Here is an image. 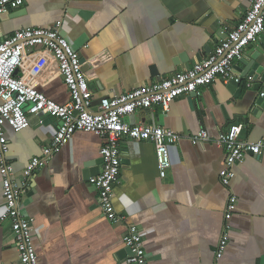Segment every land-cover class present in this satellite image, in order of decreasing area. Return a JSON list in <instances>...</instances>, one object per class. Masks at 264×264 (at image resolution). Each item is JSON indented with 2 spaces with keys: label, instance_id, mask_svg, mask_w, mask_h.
<instances>
[{
  "label": "crops",
  "instance_id": "obj_1",
  "mask_svg": "<svg viewBox=\"0 0 264 264\" xmlns=\"http://www.w3.org/2000/svg\"><path fill=\"white\" fill-rule=\"evenodd\" d=\"M249 8L250 0H28L0 19V40L61 22L71 47L91 66L86 74L97 108L100 99L119 97L207 59ZM245 59L264 67V34L235 66L245 70ZM17 76L59 105L70 102L57 59L44 47L24 51ZM253 109L217 79L200 95L175 99L168 112L153 106L128 116L133 125H160L182 139L170 147L166 179L159 175L153 143L122 141L114 204L125 224H113L103 214L90 183L102 173V139L77 132L35 172L20 202L32 221L38 264H126L128 224L142 230L147 264H264V157L248 155L237 165L229 190L220 179L226 153L215 143L234 124L243 126L241 139H264V110L255 115ZM50 118L31 116L29 128L19 133L6 126L7 161L20 186L28 163L42 157L56 135L59 121ZM202 129L211 141L194 145L190 138ZM92 161L94 168L84 167ZM2 180L0 174V264H20L11 223L1 220ZM231 191L238 206L227 219ZM224 232L228 246L216 261Z\"/></svg>",
  "mask_w": 264,
  "mask_h": 264
},
{
  "label": "built area",
  "instance_id": "obj_2",
  "mask_svg": "<svg viewBox=\"0 0 264 264\" xmlns=\"http://www.w3.org/2000/svg\"><path fill=\"white\" fill-rule=\"evenodd\" d=\"M27 1L0 0V15L19 10ZM263 34L264 0H250V8L241 22L227 33L226 39L207 59L167 79L144 85L119 97L104 99L96 112L92 108L93 94L89 77L83 71L81 56L63 34L61 22L53 28H25L1 39L0 174L6 201L1 220L11 223L20 264H38L32 221L20 207L22 196L35 172L43 169L48 160L59 153L77 132L93 133L102 139V173L91 178L90 183L98 191L99 207L103 214L113 224H125L126 217L116 210L114 204L115 188L121 183L122 141L131 139L153 143L159 175L161 179H166L172 167L170 147L182 139L180 134L160 125H133L127 121V117L139 109H150L153 106H159L164 112H168L175 99L190 94L200 95L203 87L211 85L217 79H222L226 84L235 81L246 89L253 88V77L236 74L234 66L236 61L242 59L246 48ZM37 46L48 49L57 59L60 75L70 94L68 104H57L17 76L24 51ZM38 115L58 119V129L52 143L44 149L43 156L28 163L23 171L24 183L20 186L15 180L14 167L7 161L9 148L6 126L17 133L22 132L29 128L30 117ZM242 130V125L234 124L215 140L226 153L220 179L229 190L237 165L244 163L248 155L264 157V139L256 142L241 139ZM190 140L197 145L209 142L211 138L202 129ZM237 206L238 198L231 191L225 208L227 219L235 214ZM228 242L229 237L224 232L215 250L216 261L223 258ZM124 244L128 251L126 264L148 263L143 233L138 225H127Z\"/></svg>",
  "mask_w": 264,
  "mask_h": 264
},
{
  "label": "water",
  "instance_id": "obj_3",
  "mask_svg": "<svg viewBox=\"0 0 264 264\" xmlns=\"http://www.w3.org/2000/svg\"><path fill=\"white\" fill-rule=\"evenodd\" d=\"M11 15V13H5L0 15V19L7 18ZM64 34V33H63ZM254 59V58H253ZM81 62L83 64V71L88 73L90 71V64L87 62L86 59H81ZM246 65V69H240L238 66H234V70L236 74H240L248 77L252 76L254 79V86L251 89H246L242 84L236 83L235 81H232L228 84V91L233 94L235 99H245L247 103H251V106H253V112L256 115L258 112L264 110V67L255 64L251 61H242ZM260 76L261 79H260ZM251 90V92L247 91ZM196 95V94H192ZM104 99H100L98 101V104L100 105ZM93 110L96 112L98 109L93 108ZM52 119V118H50ZM97 163V162H96ZM96 163L94 161L88 162L85 164V168H94L96 166ZM103 163V161H102ZM92 172V171H91ZM94 172V171H93Z\"/></svg>",
  "mask_w": 264,
  "mask_h": 264
}]
</instances>
